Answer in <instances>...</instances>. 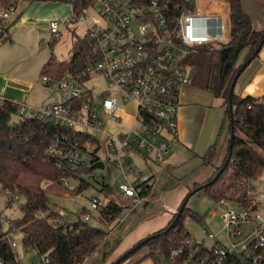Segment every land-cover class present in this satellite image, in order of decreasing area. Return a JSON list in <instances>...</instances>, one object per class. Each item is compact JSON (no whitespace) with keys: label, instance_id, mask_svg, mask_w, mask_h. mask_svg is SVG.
Instances as JSON below:
<instances>
[{"label":"built area","instance_id":"1","mask_svg":"<svg viewBox=\"0 0 264 264\" xmlns=\"http://www.w3.org/2000/svg\"><path fill=\"white\" fill-rule=\"evenodd\" d=\"M67 4L68 14L62 20L49 22L50 33L55 40L65 33L72 40L88 38L96 44L98 61L77 75L46 71L42 76L46 98L38 106L1 94L0 105L15 104L20 121L38 120L72 131L74 137L63 134L45 151L48 162L59 170L84 172L98 162L106 168L107 160L113 156L121 177L118 189L99 177L104 195L93 197L78 217L89 223L98 214L104 224L116 215L113 208L121 210L118 219L124 214L129 217L150 196L156 182L155 171L167 162L177 141L181 95L192 81L187 60L201 47L226 44L229 30L221 17L201 14L195 0H94L79 10L73 0ZM16 10L11 2L0 16L11 19ZM78 29L84 30L83 37L76 34ZM93 76L104 80L105 90H99ZM256 98L257 106L264 109V94ZM125 105L134 107L128 128L118 113ZM102 150L107 151L106 162L100 154ZM136 157L152 172L151 176L134 168ZM68 179L62 177L59 181L78 191L80 185H70ZM0 193L7 197V204L19 199L3 191L1 184ZM217 204L228 207L220 214L228 231L234 225L233 233L240 236L246 228V238L237 242L229 233L228 245L217 241L212 247L190 238L185 246L173 250L170 258H183L182 264H262L264 189L258 191L250 183L246 203L221 199ZM58 214L66 217L64 211ZM217 215L213 213L210 218ZM63 221L61 224L65 225ZM0 228L8 232L1 224ZM10 231L21 232L11 224ZM8 238L11 246L17 247L10 235ZM204 239L215 241V236L205 229ZM37 256L33 264H51L49 253ZM0 264H4L2 259Z\"/></svg>","mask_w":264,"mask_h":264},{"label":"trees","instance_id":"2","mask_svg":"<svg viewBox=\"0 0 264 264\" xmlns=\"http://www.w3.org/2000/svg\"><path fill=\"white\" fill-rule=\"evenodd\" d=\"M12 1L0 0V4L9 7ZM223 1L229 6L231 22L228 41L223 44L224 49L217 50L206 45L190 55L187 63L195 69L192 85L223 99L227 106L226 116L230 121V133L231 121L235 130L228 166L214 184L208 185L223 169L229 158V148L222 167L214 177L212 176L213 178L207 180L204 189L216 202L228 199L227 193L233 191L241 197L237 198V201L246 203L247 186L264 174V109L257 106L256 97L243 98L235 93L231 96V87L243 64L248 61L252 63L257 59L256 52L264 40V30L257 31L254 28L250 17L243 10L241 0ZM73 2L79 10L91 5L94 0ZM244 49H247L245 59L235 68ZM70 55L69 60L59 64L58 73L70 71L75 75L81 74L99 59L96 44L84 37L72 42ZM54 56L52 53L50 62L42 70L43 74L55 62ZM230 104L233 106L232 118L229 112ZM16 110L17 106L11 102L0 105V184L3 191L10 192L13 198L19 196L25 200L21 208L22 218L10 221V224L23 233L25 248L28 247L40 254L49 253L51 264H84L97 252L107 232L91 227L80 218L71 224H61L64 218H61L58 212L52 211L46 192L42 189H33L22 181L29 177L49 182H57L62 177L79 179L80 188L77 192H81L88 188L89 184L79 176L82 173L88 174L92 168L84 172H64L53 167L45 155L46 149L53 140L63 134L74 137L72 131L38 120L11 124V118ZM214 155L215 147L203 158L204 164L211 165ZM191 193L190 191L187 198ZM12 203L8 205L11 206ZM113 209L116 215L110 220L112 222L118 219L121 213L120 209ZM175 218L176 214L164 229L155 232V237L133 255L147 247L149 251L147 257H152L156 264H161L162 259L169 264H182L183 258L173 261L170 258L171 252L185 246L191 238L185 226L186 220L200 221L201 218L186 206L176 225L168 230ZM8 235H10L8 232H3L0 228V259L4 264H17L18 256L11 246ZM261 263L264 264V251Z\"/></svg>","mask_w":264,"mask_h":264},{"label":"rangeland","instance_id":"3","mask_svg":"<svg viewBox=\"0 0 264 264\" xmlns=\"http://www.w3.org/2000/svg\"><path fill=\"white\" fill-rule=\"evenodd\" d=\"M195 1L196 7L201 14H223L224 18L222 22L227 24V29L230 31L231 22L229 6L223 5L221 0ZM67 2H69V0H20L18 1L17 10L12 15L11 19L5 20L0 16V37L3 32L5 33V35L0 38V72L4 71L6 68H12L27 73L28 77L36 79L40 83L43 76L40 63L44 57L48 56L49 58L52 56V53L61 60H68L69 57H71L70 49L72 46V39L68 33H65L61 39H57L54 42L50 31H44L47 30L45 28L50 21L62 20L68 14L69 6ZM215 2L218 3L216 4ZM58 5H63V7L59 8ZM6 8H8V6L6 7L0 4V13ZM24 14H28V21H30L35 28L30 29L26 27L19 30L16 34L12 33L11 28L15 25L14 23L17 21V17ZM98 22L102 24L99 19ZM71 30H73V26H71ZM76 34L79 37H83L84 30L78 29ZM11 41L13 42L11 43ZM210 46L217 50L224 49L221 43H214ZM5 54H9L10 57L13 54V57L9 60L10 62H5L6 58H3ZM57 64L58 63H54V65L49 66L47 71L58 72L59 65ZM235 68H237V64ZM92 79H94L95 83L99 86V90L106 89V84L102 78L93 76ZM133 112L134 107L132 105H125L122 110L118 112L123 117L122 124L125 128L130 126ZM18 121H20V117L15 114L12 116L10 123L14 124ZM222 134L225 136V139H227L226 143L230 142L231 133L229 119L226 121ZM172 150L177 154L176 149ZM182 152V157L185 161L176 163V156H173L174 163L171 161V158L169 163L167 160L159 170L155 171V186L150 196L146 199L145 205H143V207L142 205L140 206L142 208L134 210L129 217H126V214H124L120 219H116L114 222L109 221L104 224L99 220L98 214H96V219L88 223L93 228L106 231L107 235L105 240L97 248V252L87 259V261L89 260L87 264H114L119 258L140 244V242L153 236L155 233L148 235L131 246L124 245L125 239L132 242L138 233L161 228L165 225L172 211L180 209V205L186 200L189 192L196 191L198 188L204 186L207 180L213 178L224 163L223 161L215 170L213 166L204 164V160L191 149L186 148V150ZM106 153V150L100 152L105 162L107 160ZM112 160L113 156L111 160H107L104 170L92 169L88 174L79 176L80 179L89 184V187L81 192L70 190L65 184L60 183V181L49 182L37 177H29L26 180L24 179L22 183L33 189L44 190L52 211H64L66 214L64 222L73 223L79 216H82L93 197L104 195L102 183L98 181L99 177L103 178L106 185H111L115 189H118L121 177ZM133 164L136 170L144 171L150 176L152 175V172L146 168L145 164L139 158L136 157ZM68 182L75 187L80 185L79 179L69 178ZM251 184L256 186L258 191L262 192L264 189V174ZM227 197L228 199L225 200L229 203H233L237 201L239 195L233 191H229ZM24 203L25 200L19 197V199L15 200L10 206L7 204V197L5 194L0 193V224L9 232L10 237L17 243V247L14 248L18 256L17 264H33L38 260L37 253L33 250L26 251L23 245L22 232L13 233L10 231V221L22 218L23 213L21 208ZM187 208L196 213L201 220H186V229L195 242L202 243L205 247H212L217 241L223 245H228L229 233L232 234V240L237 242L243 240L248 235V231L244 228L242 235L238 236L237 234L236 236V233H233L235 229L234 225L230 228L231 232L228 231L220 218V214L224 213L228 207L217 204L205 189L189 197ZM213 213L218 215L216 218L211 219L210 216ZM205 229L215 236V241L204 239ZM148 252L147 247L143 248L122 264H156L152 257H147ZM161 264L169 263L165 259H162Z\"/></svg>","mask_w":264,"mask_h":264},{"label":"crops","instance_id":"4","mask_svg":"<svg viewBox=\"0 0 264 264\" xmlns=\"http://www.w3.org/2000/svg\"><path fill=\"white\" fill-rule=\"evenodd\" d=\"M18 1L20 0L12 1L15 3L16 8ZM221 1L223 5H227L226 2L223 0ZM215 3L217 4L218 2ZM241 3L244 12L250 17L254 28L257 31H263L264 0H241ZM62 7L63 5L59 6V8ZM203 15L221 17L222 20L224 18V15L221 13ZM14 24L15 25L11 28L12 33L14 34L26 27L30 29L35 28L34 25L28 21V14L18 16L17 21ZM45 29L47 30L44 31L48 32V25ZM4 35L5 33L3 32L2 36ZM52 40L55 39L53 38ZM73 41L74 40H72V42ZM12 42L13 41H11V43ZM246 54L247 49H244L239 55L237 67L243 63ZM11 57H13V54ZM11 57L9 54H5L3 56V58H6V63L10 62L9 60ZM54 57V63H63L67 61L57 58L56 55ZM50 60L51 56L49 58L48 56L44 57L40 63L42 70L44 66L50 62ZM235 93L243 98L248 96L256 97L264 94V46L257 59L252 61L240 77L235 88ZM0 94L10 100L26 102L35 106L42 104L46 98L42 80L39 83L36 79L28 77L27 73L20 72L19 70L12 68H6L4 71L0 72ZM226 109L227 106L223 99L217 98L211 92L202 91L201 89L193 86L192 83L186 86L181 95L178 118V137L177 141L173 145V149L177 150V154H175L172 150L171 156L168 158V163L171 158V161L173 162V156H176V163L185 161L182 157V151L186 150V148L191 149L203 160V158L209 154L211 149L215 147V155L210 166H213L216 170V168L219 167L225 160L229 148V142L226 143L227 139H225V136L222 134L227 121ZM145 203L146 202L142 204V207ZM177 210L178 209L172 211V214L168 217L167 222L161 228H155L149 231H143V233H138L132 242L125 239L124 245L131 246L148 235L164 229L172 220Z\"/></svg>","mask_w":264,"mask_h":264},{"label":"water","instance_id":"5","mask_svg":"<svg viewBox=\"0 0 264 264\" xmlns=\"http://www.w3.org/2000/svg\"><path fill=\"white\" fill-rule=\"evenodd\" d=\"M2 35H3V33L1 34V36ZM263 46H264V40H263L262 44L259 46V48L257 49V52H256L257 55L260 54ZM250 64H251V61H248L245 64H243V66L240 68L239 72L237 73V75L235 77V80H234V83H233V85L231 87V96L235 93V88H236V85H237L240 77L245 72V70L249 67ZM194 72H195V69H192L191 74H190V78L191 79L193 78ZM229 112H230V115H231V118H232V116H233V106H232V104L229 105ZM234 138H235V130H234L233 122L231 121V137H230V146H229V149H230L229 158L226 160L223 169L215 176V178L208 185L214 184L220 178V176L223 173L224 169L228 166V164L230 162V157H231V154H232L233 140H234ZM93 169L104 170L105 169V164L103 162H98V163H96V164L93 165ZM204 187L205 186H202V187L198 188L196 191H193L191 193V195H194L196 192L203 190ZM191 195L189 197H191ZM189 197L185 200V202L182 204V206L180 207V209L176 213V218L172 222V224L168 228V230L172 229L176 225V223L179 220L181 214L183 213L184 209L187 206ZM154 237H155L154 235L153 236H150V237L146 238L145 240H143L142 242H140V244H138L133 249H131L129 252H127L125 255H123L121 258H119L114 264H121L122 261L126 260L129 256L133 255L136 251H138L140 248H142L145 244H147Z\"/></svg>","mask_w":264,"mask_h":264}]
</instances>
